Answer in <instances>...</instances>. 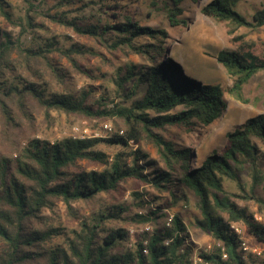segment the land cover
Returning a JSON list of instances; mask_svg holds the SVG:
<instances>
[{
    "label": "trees",
    "instance_id": "1",
    "mask_svg": "<svg viewBox=\"0 0 264 264\" xmlns=\"http://www.w3.org/2000/svg\"><path fill=\"white\" fill-rule=\"evenodd\" d=\"M241 1H206L200 12L226 24L233 48L219 50L215 59L232 79L227 92L246 103L244 88L264 71V45L237 32L264 27V9L248 19L238 11ZM21 2L14 17L10 5L0 0V16L7 26L18 28L15 34L0 27V264H192L193 242L181 216L174 214L165 226V210L186 204L187 190L198 210L192 225L220 245L197 252L199 264H248L232 225L242 223L245 233L264 246V223L239 207L224 183L230 180L240 187V175L249 171L252 186L242 198L260 200L254 189L264 185L259 167L264 155L258 144L264 146V116L228 132L222 147L194 153L177 144L169 130L189 134L212 124L227 108L225 90L199 80L171 46L168 53L165 29L140 25L121 0H56L53 7L46 0ZM182 2L163 3L172 27L184 24L178 18ZM90 4L100 6L85 15ZM70 12L83 14L68 16ZM45 18L110 54L136 55L145 62L118 66L112 82L123 102L105 98L93 85L72 90L67 73L89 75L77 59L91 49L60 46L47 33L35 35L42 26L37 20ZM61 59L68 63L65 70L56 63ZM51 111L111 120V134L54 141L26 137L23 123L35 112L49 119ZM102 146L117 150L110 155ZM143 146H151L157 159ZM128 182L144 190L134 189L129 203L120 202ZM163 191L169 202L160 204ZM58 203L73 227L44 214ZM78 203L86 204L85 213L73 208ZM122 221L149 223L153 229L129 234L118 226Z\"/></svg>",
    "mask_w": 264,
    "mask_h": 264
},
{
    "label": "rangeland",
    "instance_id": "2",
    "mask_svg": "<svg viewBox=\"0 0 264 264\" xmlns=\"http://www.w3.org/2000/svg\"><path fill=\"white\" fill-rule=\"evenodd\" d=\"M4 1L10 5V10L14 14V17L18 16L23 7L21 0ZM46 1L47 6L53 7L56 0ZM77 1L79 4H82L80 1L89 2L92 0ZM94 1L97 2L98 0ZM165 1L167 0H121V5L140 25L165 29L170 41V44L167 45L169 49L168 53L172 47V51L178 53L180 61L187 63L194 69L199 80L204 83L219 84L225 90L227 108L219 119L189 134L183 133L175 128L169 130V136H173L177 144L191 147L194 153H199L200 155L204 151L209 152L214 148L222 147L225 143L226 134L242 126L248 119L259 115L264 116V71L257 73L244 88L243 94L246 103L233 99L227 92L232 85V79L215 59V55L219 50L233 48L229 42L226 24L207 17L200 12V4L210 0H198L197 3L192 2V0H183L181 4L183 12L178 18L183 20L184 24L175 27L170 26L165 17L163 11V3ZM99 6V4H90V7L85 9L83 13L85 15L96 13ZM260 9H264V0H242L238 7V11L248 19L251 18V15L255 11ZM83 13L70 12L66 14L68 16L77 15L80 17ZM37 22L41 23L42 26L37 30L38 32L35 35L43 37H45L46 33L52 35L58 41V45L63 47L77 44L83 46L84 49H91V52L85 53L83 58L77 59V62L83 71H90L89 75H92L95 79L88 77L89 75L87 73L69 71L67 74L70 76L69 80L72 84V90L78 92L87 85H93L98 87L99 94L105 98L113 99L115 102L124 101L118 97L117 89L112 79L116 74L118 66L124 63L145 64L139 56L129 55L128 57H124L119 52L110 54L106 48L86 38L77 37L70 30L62 26L54 25L46 18L43 20L38 19ZM0 27L2 29L8 27L7 30L12 29L15 34L18 31V28L7 26L1 16ZM237 33L244 35L248 41H254L264 45V27L258 31H252L242 27ZM56 63L64 70L68 67L65 59H61ZM23 124L25 126L26 137H36L49 141L59 140L64 137L107 138L110 136V129L113 127L111 120L65 115L57 111H51L49 119H45L41 112H35L33 119L28 124ZM105 125L108 126L109 130H106ZM169 136L166 135V137ZM258 144L264 155V146L259 142ZM21 145H23V142ZM101 148L110 155L117 150L104 146ZM143 150L149 153L151 158L157 159L155 150L151 146H143ZM259 167L264 172V156ZM248 172L240 175V187L238 183L230 180L225 181L224 187L231 194V199L239 207L247 209L249 213L253 214L256 220L264 223V185H260L254 189L255 195L260 199L258 202L252 199L245 200L242 198L245 194H248L252 186V179ZM137 188L141 191L144 190L142 185L139 187L133 182L126 183V191L124 195L119 196L118 201L129 203L131 201V192ZM187 194L188 202L186 204L181 202L177 203L167 208V211L172 215L179 214L188 226L191 241L193 242L192 264H199L201 260L198 258L197 252L211 250L213 246H217V243L209 234L192 225L194 217L198 215V210L196 208V198L193 193L187 190ZM160 197L158 203L165 204L169 202V194L167 191H163ZM73 208L80 210L81 214L86 212V204L84 203L73 204ZM131 211L132 214L136 212L134 208ZM44 214L60 220L65 225H72L70 227H73V223L66 220V211L62 203H58L54 207L53 212L45 210ZM119 225L124 227L129 234L145 231V227H150L151 230L153 229L149 223L142 225L136 222L122 221ZM232 226L242 231L238 236L248 247L246 258H244L248 264H264V246L256 243L245 233L242 223H234Z\"/></svg>",
    "mask_w": 264,
    "mask_h": 264
},
{
    "label": "built area",
    "instance_id": "3",
    "mask_svg": "<svg viewBox=\"0 0 264 264\" xmlns=\"http://www.w3.org/2000/svg\"><path fill=\"white\" fill-rule=\"evenodd\" d=\"M105 128H106V130H109L107 125H105ZM165 212L167 213V217H166V220H165V226H170L173 215L170 214L167 210H165ZM232 228L237 233V235H239L242 232L241 230H239V228H237L235 226H232ZM145 231H151L150 227H145ZM217 246H220V245L217 243ZM240 246H241V249H242V252H243V258H246V251H247L248 247L243 242L240 243ZM257 254H259V253H257ZM221 257H222V259L226 258V253L223 252V248H222Z\"/></svg>",
    "mask_w": 264,
    "mask_h": 264
}]
</instances>
